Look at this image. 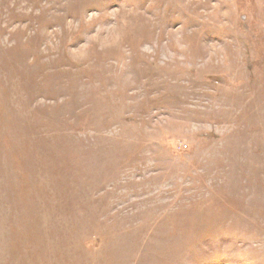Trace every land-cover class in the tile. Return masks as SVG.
<instances>
[{
  "label": "rangeland",
  "instance_id": "1",
  "mask_svg": "<svg viewBox=\"0 0 264 264\" xmlns=\"http://www.w3.org/2000/svg\"><path fill=\"white\" fill-rule=\"evenodd\" d=\"M0 264H264V0H0Z\"/></svg>",
  "mask_w": 264,
  "mask_h": 264
}]
</instances>
